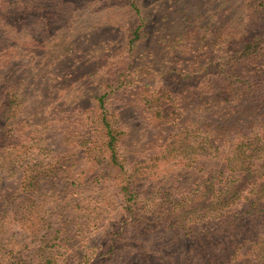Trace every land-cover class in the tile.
Instances as JSON below:
<instances>
[{
    "label": "rangeland",
    "instance_id": "obj_1",
    "mask_svg": "<svg viewBox=\"0 0 264 264\" xmlns=\"http://www.w3.org/2000/svg\"><path fill=\"white\" fill-rule=\"evenodd\" d=\"M252 1L138 0L139 16L126 0H37L35 6L20 5L15 16H8L7 27L10 23L12 28L6 27L0 39V88L18 82L22 93L16 99L21 109L16 118L5 115L7 135L0 161L5 157L12 162L6 167L15 165L18 171L24 168L17 162L41 163L48 171L40 176L38 192L46 195L47 215L54 228L63 230L62 237L75 236L77 242L84 236L98 243L104 229L121 216V174L106 161L99 163L93 147L99 139L96 98L111 86L116 90L111 103L130 162L141 161L151 182L174 178L180 180L183 195L193 190L199 177L194 163L186 167L190 162L182 156L157 157L169 138L179 141L180 148L189 142L184 130L186 121L196 126L197 103L176 102L168 109L164 103L173 96L178 75L230 53L247 33L258 30ZM137 25L143 27L142 40L130 51L129 39ZM162 105L170 115L168 122L156 119ZM60 165H74L77 178L84 181L89 175L91 182L68 184ZM163 198L167 207L171 198ZM95 212L100 213L95 218L98 232L93 224L78 231ZM52 238L50 233L30 238L10 215L0 233V247L28 264H42L55 250L49 247Z\"/></svg>",
    "mask_w": 264,
    "mask_h": 264
},
{
    "label": "trees",
    "instance_id": "obj_2",
    "mask_svg": "<svg viewBox=\"0 0 264 264\" xmlns=\"http://www.w3.org/2000/svg\"><path fill=\"white\" fill-rule=\"evenodd\" d=\"M36 1L0 0V39L10 22L8 16H15L20 5L35 6ZM126 4L142 16L138 0H126ZM250 7L258 30L247 33L230 53L178 75L174 94L164 103L166 109L176 102L197 103L196 126L193 129L186 121L188 129L184 130L191 137L189 142L180 148L179 141L169 138L157 157L182 156L190 162L186 167L194 163L199 177L193 190L183 195L180 180L174 178L151 182L141 161L130 162L122 147V130L111 103L116 90L111 86L96 98L99 139L93 147L98 150L99 163L106 161L121 174L120 219L104 229L98 243L84 236L77 242L75 236L66 240L63 230L54 228L47 215L46 195L38 192L40 176L48 171L42 170L41 163L17 162L22 171L15 165L7 168L12 162L2 157L0 233L10 215L34 240L50 233L49 247L55 250L42 264H264V0H254ZM142 34L143 27L137 25L129 39L130 51ZM18 89V82L0 88V147L7 135L5 115L14 120L21 111L16 108L18 93H22ZM164 106L156 112L159 122L171 120ZM73 167H58L68 184L80 187L91 182L89 175L84 181L77 178ZM165 195L171 198L167 207L163 206ZM10 206L13 209L6 210ZM93 215L77 230L83 233L93 224L98 232L95 218L100 213ZM0 264L28 263L1 246Z\"/></svg>",
    "mask_w": 264,
    "mask_h": 264
}]
</instances>
